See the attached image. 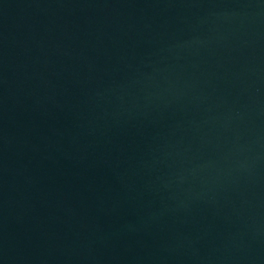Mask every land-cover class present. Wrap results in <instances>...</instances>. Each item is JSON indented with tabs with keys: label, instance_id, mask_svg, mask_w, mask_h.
Instances as JSON below:
<instances>
[{
	"label": "water",
	"instance_id": "95a60500",
	"mask_svg": "<svg viewBox=\"0 0 264 264\" xmlns=\"http://www.w3.org/2000/svg\"><path fill=\"white\" fill-rule=\"evenodd\" d=\"M0 264H264V0H0Z\"/></svg>",
	"mask_w": 264,
	"mask_h": 264
}]
</instances>
